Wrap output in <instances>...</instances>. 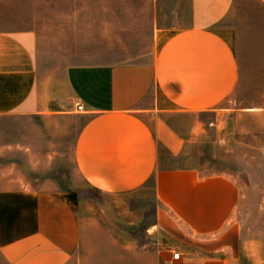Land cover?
<instances>
[{
	"label": "crops",
	"instance_id": "crops-1",
	"mask_svg": "<svg viewBox=\"0 0 264 264\" xmlns=\"http://www.w3.org/2000/svg\"><path fill=\"white\" fill-rule=\"evenodd\" d=\"M233 2L150 0L157 13L151 49L130 63L40 68L37 32L0 27V118L78 116L83 123L73 153L85 182L122 193L152 180V228L169 240L143 244L132 264H264V239L240 243L236 180L166 163L189 140L172 123L176 115L227 110L237 120L264 116V103L239 108L226 102L238 74L222 25ZM194 122L189 136L202 124ZM73 193L59 191L51 180L38 187L0 186V264H80ZM187 245H207L210 254L188 252Z\"/></svg>",
	"mask_w": 264,
	"mask_h": 264
},
{
	"label": "rangeland",
	"instance_id": "rangeland-1",
	"mask_svg": "<svg viewBox=\"0 0 264 264\" xmlns=\"http://www.w3.org/2000/svg\"><path fill=\"white\" fill-rule=\"evenodd\" d=\"M155 15L150 0H0V27L34 29L40 68L48 70L141 60L151 49ZM222 25L238 69L227 104L241 108L264 103V0H234ZM195 119L202 124L189 136ZM82 123L78 116L1 117L0 186L38 187L51 180L59 191L74 192L80 264H132L143 244L169 240L152 228L157 203L152 180L122 193L103 192L85 182L73 153ZM172 123L189 140L179 153L167 156L166 163L230 174L239 188L240 243L264 239V116L240 115L237 120L223 110L218 115H176ZM209 249L185 247L199 255L210 254Z\"/></svg>",
	"mask_w": 264,
	"mask_h": 264
},
{
	"label": "built area",
	"instance_id": "built-area-1",
	"mask_svg": "<svg viewBox=\"0 0 264 264\" xmlns=\"http://www.w3.org/2000/svg\"><path fill=\"white\" fill-rule=\"evenodd\" d=\"M76 109H77V110H81V109H82V105L79 104V103H77V104H76ZM178 256H179V251H178V250H173V252H172V257H173V258H177Z\"/></svg>",
	"mask_w": 264,
	"mask_h": 264
}]
</instances>
